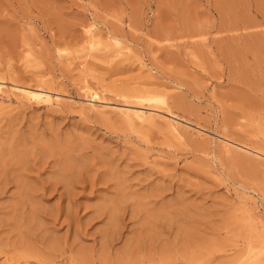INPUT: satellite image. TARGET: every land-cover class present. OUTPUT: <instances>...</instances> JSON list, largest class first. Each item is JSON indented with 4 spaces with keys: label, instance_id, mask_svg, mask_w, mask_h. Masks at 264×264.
<instances>
[{
    "label": "rangeland",
    "instance_id": "rangeland-1",
    "mask_svg": "<svg viewBox=\"0 0 264 264\" xmlns=\"http://www.w3.org/2000/svg\"><path fill=\"white\" fill-rule=\"evenodd\" d=\"M225 135L264 151V0H0V264H264V159Z\"/></svg>",
    "mask_w": 264,
    "mask_h": 264
},
{
    "label": "bare ground",
    "instance_id": "bare-ground-1",
    "mask_svg": "<svg viewBox=\"0 0 264 264\" xmlns=\"http://www.w3.org/2000/svg\"><path fill=\"white\" fill-rule=\"evenodd\" d=\"M85 25H86V24H85ZM89 25H90V24H89ZM89 25H87V26H89ZM85 28H86V29H85V30L83 29V31H84L85 35L87 36L86 38H88L87 40L95 42V43L92 42L93 44H96V42L98 43V41H96V40H98L101 36H100V34L97 35L96 33H94V26L91 25V26H89V27H85ZM110 36H111V35H110ZM110 36H109L110 44L112 43V44H113V47L117 44V46H118L117 48H118V49H121L122 46H120V48H119V45H118L119 42H120V40L117 41L118 39H117L115 36H113V34H112V37H111V38H110ZM103 37H104V36H103ZM100 39H101V38H100ZM107 40H108V39H106V41H107ZM89 41H88V43H90ZM100 41H101V40H100ZM101 42H102V41H101ZM105 43H106V42H105ZM98 44H99V43H98ZM110 44H109V45H110ZM112 44H111V45H112ZM107 45H108V44H107ZM107 45H104V46H107ZM120 45H121V43H120ZM125 45H126V44H125ZM104 46H103V47H104ZM123 46H124V45H123ZM86 48H87V47H86ZM126 48H127V47H126ZM122 49H125V47L122 48ZM122 49H121V50H122ZM96 50H98V49L96 48ZM98 51H99V50H98ZM115 51H116V50H115ZM116 52H119V51H116ZM112 53H113V52H112ZM114 55H115V54H114ZM67 56H68V55H67ZM117 56H118V55H117ZM114 58H115V57H114ZM68 59H69V58H68ZM70 59H71V58H70ZM72 61H73V60H71V62H72ZM84 61H85V59H84ZM69 62H70V61H69ZM80 63H81V62H80ZM82 64H83V63H82ZM142 64H143V63H142ZM77 65H78V64H77ZM139 65H140V64H139ZM67 66H68V65H67ZM74 66H75V65H74ZM78 66H79V65H78ZM80 66H81V65H80ZM143 66H145V65L143 64ZM146 67H147V66H146ZM81 69H83L82 66H81V68H80L79 70L81 71ZM77 72H78V71H77ZM94 78H95V77H94ZM83 82L85 83V81H83ZM86 82H87V81H86ZM2 83H3V82H2ZM87 84H88V82H87ZM87 84H85L86 86H84V85H83V86H84V87H87ZM164 85H165V84H164ZM88 86H90V85H88ZM84 87H83V88H84ZM15 88H16V90L19 91V93H18V91L16 92L17 94H20L19 97L21 96V98H23V100L25 99V101H26V100H27V101H32V102L34 101V102H37V103H38V102H39L38 100H42V101H44V102L46 101V102L49 103V104H50V102L52 101V98H51V96L49 95L48 91H47L46 89H44V88H40V87L37 88V87H36V88L31 89V88H32V87H31L30 89H28L27 87H23V86H19V85H15ZM15 88H14V89H15ZM47 88H48V87H47ZM87 88H89V87H87ZM98 89H99V88H98ZM1 90H2V89H1ZM16 90H15V91H16ZM95 91H96V88H95ZM98 91H99V90H98ZM114 91H115V90H114ZM121 92H122V93H125V92H123V91H121ZM121 92H119V93H121ZM164 92H165V91H164ZM115 93H116V92H115ZM122 93H121V94H122ZM137 93H138V92H137ZM54 94H55V93H54ZM84 94H85V92H84ZM86 94H87V92H86ZM96 94H97V93H96ZM96 94L93 93V94H90V95H89V93H88V95L86 96V97H87L86 99L88 100V98H90L91 101H92V100L94 101V100L96 99V96H97ZM98 94H99V93H98ZM161 94H162V93H161ZM15 95H16V94H15ZM57 95H58V94H57ZM62 95H64V94H62ZM100 95H101V94H100ZM124 95H127V94H124ZM133 95H134V94H133ZM138 95H139V93H138ZM164 95H165V94H164ZM83 96H85V95H83ZM98 96H99V95H98ZM135 96H136V94H135ZM125 97H126V96H125ZM62 98H63V97H62ZM99 98H100V96H99ZM135 98H136V97H135ZM63 99H64V98H63ZM84 99H85V97H84ZM128 99H129V98H128ZM146 99H147V98H146ZM87 100H86V101H87ZM97 100H98V99H97ZM100 100H101V98H100ZM141 100H143V99L141 98ZM144 100H145V98H144ZM67 101H68V100H67ZM69 101H70V100H69ZM95 101H96V100H95ZM127 101H129L130 104H125V103L123 104V102H122L121 105H116V106L114 105V106H115V111L118 113V114H117V113H116V114H117V115H120V116L122 117V118H121V117H120V118L123 119L124 122H125L126 124H128V125H132V124L138 123L139 126H140V125H146V124H148V126H149V125H150V126H154V123H157V121H156V120H157V117H156L157 114L151 112V110H145V108L147 107V105H146V107H145V106H142V105H135V103L132 104L130 100H127ZM44 102H43V103H44ZM54 102H56L57 104H61L62 102L64 103V101H63L60 97H58V96L55 98V101H54ZM72 102L75 103L74 100H71V102H69V103H72ZM115 102H116V101H115ZM117 102H118V101H117ZM120 102H121V101H120ZM37 103H36V104H37ZM67 103H68V102H67ZM97 103H98V102H97ZM97 103H96V104H97ZM127 103H128V102H127ZM84 104H85V103H83L81 106H83ZM94 104H95V103H94ZM94 104H93V103H90V104L88 103L87 107H84L86 110H85L84 108H83V109H84L85 111H91V110L93 111V108H96V106H97L96 104H95V105H94ZM115 104H116V103H115ZM131 104H132V105H131ZM143 104H144V103H143ZM145 104H146V103H145ZM62 105L65 106L66 103H64V104H62ZM67 105H68V104H67ZM79 105H80V104H79ZM104 105L106 106V104H104ZM104 105H103V106H99V108L102 107V110H103V108H104V111H99V112H98L97 109H98V110H101V109H99L98 106H97L96 112L101 113L102 115L105 114V113H107L106 111H109L110 108H109V110H108L107 108H105ZM148 105H150V104H148ZM76 106H77V105H76ZM109 106H110V105H109ZM107 107H108V106H107ZM110 107H111V106H110ZM150 107H151V106H150ZM80 108H81V107H80ZM111 108H112V107H111ZM143 108H144V109H143ZM105 109H107V110L105 111ZM146 109H149V108H146ZM155 109H157V108H155ZM159 109H160V108H159ZM84 110H83V111H84ZM157 110H158V109H157ZM79 111H80V110H79ZM79 111H78V112H79ZM110 111H111V110H110ZM110 111H109V112H110ZM153 111H154V110H153ZM80 112H81V111H80ZM93 112H94V111H93ZM109 112H108V113H109ZM81 113H82V112H81ZM83 113H84V112H83ZM87 113H88V112H87ZM111 113L113 114L114 111L111 112ZM95 114H96V113H95ZM84 115H85V113H84ZM107 115H109V114H107ZM97 116H98V114H97ZM104 116H106V115H104ZM157 116H158V115H157ZM101 117H103V116H101ZM159 118H160V117H159ZM123 120H122V122H123ZM120 121H121V120H120ZM158 121H159V120H158ZM171 121H172V120H168V121H166V122H168V123H165L166 126L169 125L168 127H171L172 131H173V130L177 131V129H176L177 127H175V125H174L173 122H171ZM124 122H123V123H124ZM163 122H164V120H163ZM158 124H159V122H158ZM165 124L162 123V124H159L158 126H161V125H162L161 127L163 128V127L165 126ZM167 124H168V125H167ZM163 125H164V126H163ZM135 126H136V125H135ZM156 127H157V126H156ZM172 127H173V128H172ZM164 129L167 130L168 128L166 127V128H164ZM169 129H170V128H169ZM170 131H171V130H170ZM173 132H174V131H173ZM198 132H199V131H197L196 133H198ZM199 133H200V132H199ZM202 134H203V133H202ZM198 135H199V136H202V135H200V134H198ZM223 136H224V135H223ZM225 136H226V135H225ZM227 137H228V136L224 137V139H226V140H228V141H225V140H222V139H221V140H222V148H221V147H218V148H220V149H222V150H227V149H228V151H225V153H226V152H227V153H228V152H233V153H234V150H235V153H237V150L240 149V151H241V150H242V151H245L246 154H248V156H250L249 154H252L253 156H254V155L257 156L256 158H257V159L259 158V159L261 160V162H262V160L264 159V151L258 150L257 148L255 149V147H254V148L249 147L247 144H244V143H238L239 141H236V140H235V141H236V142H235V141H233L232 138L230 139L229 137H228V138H227ZM217 140L220 141V139H217ZM218 143H219V142H218ZM220 144H221V141H220ZM235 144H236V146H235ZM234 147H236V149H234ZM230 148H232L231 150H233V151H231V150L229 151ZM238 151H239V150H238ZM223 152H224V151H223ZM238 153H239V152H238ZM33 155H34V154H33ZM252 155H251V156H252ZM29 156H30V155H29ZM253 156H252V157H253ZM255 156H254V157H255ZM70 157H71V156H70ZM23 158H24V157H23ZM26 158H28V157L26 156ZM26 158H24V159H26ZM32 158H33V157H32ZM36 158H37V156H36ZM63 158H64V157H63ZM67 158H68V157H67ZM249 158H251V157H249ZM20 159H22V158H19V160H20ZM38 159H39V158H38ZM61 159H62V158H61ZM68 159H69V158H68ZM69 160H70V159H69ZM69 160H68V161H69ZM260 160H259V161H260ZM21 161H22V160H21ZM23 161H24V160H23ZM27 161H29V160L27 159ZM40 161H41V160H40ZM62 161H63V160H62ZM71 161H72V160H71ZM29 162H31V161H29ZM41 162H42V161H41ZM46 162H47V160H46ZM49 162H50V161H49ZM64 162H65V161H64ZM104 162H105V161H104ZM18 163H19V162H18ZM20 163H21V162H20ZM20 163H19V164H20ZM22 163H24V162H22ZM22 163H21V164H22ZM50 163H51V162H50ZM50 163H49V164H50ZM66 163H67V162H66ZM21 164L19 165V167H21ZM27 164H28V162L26 163V166H25V164H23V165L27 168ZM39 164H40V163H39ZM39 164H38V165H39ZM47 164H48V163H47ZM59 164H61V163H59ZM59 164H58V165H59ZM67 164H68V163H67ZM69 164H71V163H69ZM69 164H68V165H69ZM23 165H22V167H23ZM38 165H37V166H38ZM44 165H45V164H44ZM51 165H53V163H52ZM51 165H49V166H51ZM58 165H57V166H58ZM68 165H65V164H64V166H68ZM59 166H63V165H59ZM72 166H74V165H72ZM72 166L70 165L69 168L71 169ZM19 167H17V168H18V169H21V168H22V167H21V168H19ZM28 167H29V165H28ZM34 167H35V165H34ZM40 167H42V166H40ZM53 167H55V165H54ZM90 167H91V165H90ZM90 167H89V168H90ZM17 168H15V169H17ZM30 168H31V167H30ZM43 168H44V166H43ZM74 168H75V167H74ZM74 168H72V169H74ZM80 168H81V167H80ZM82 168H83V167H82ZM41 169H42V168H41ZM66 169H67V168H66ZM66 169H63V168H62L63 173H66V172H64V170L66 171ZM86 169H88V166H87V168H85V171H86ZM90 169H91V168H90ZM11 170H12V169H11ZM22 170H23V168H22ZM27 170H28V168H27ZM38 170H39V169H38ZM55 170H56V169H55ZM76 170H77V169H76ZM76 170H74V172H75ZM78 170H79V168H78ZM78 170H77L75 173H78ZM80 170H81V169H80ZM83 170H84V168H83ZM13 171H14V170H12V172H13ZM19 171H21V170H19ZM28 171H29V170H28ZM59 171H60V168H59ZM88 171H89V170H88ZM96 171H97V169H96ZM110 171H113V170H111V168H110ZM110 171H109V172H110ZM15 172L18 173V170H15ZM24 172H25V170H24ZM69 172H71V170H70ZM72 172H73V171H72ZM72 172H71V173H72ZM89 172H90V171H89ZM17 173H16V174H17ZM22 173H23V172H22ZM29 173H30V171H29ZM58 173H59V172H58ZM61 173H62V172H61ZM80 173L82 174V172H80ZM84 173H85V172H84ZM99 173H100V172H99ZM115 173H116V172H115ZM2 174H3V173H2ZM19 174H20V173H19ZM25 174H26V173H25ZM39 174H40V173H39ZM72 174H73V173H72ZM86 174H87V173H86ZM88 174H90V173H88ZM101 174H102V173H101ZM103 174H104V172H103ZM4 175H6V174H4ZM9 175H11V174H9ZM13 175H14V178L17 179V178L15 177V173H14ZM23 175H24V174H23ZM26 175H27V174H26ZM56 175H57V177H59V176H64V177L67 176V174H66V175H60V174H59V176H58L57 173H56ZM68 175H69V174H68ZM70 175H71V174H70ZM75 175H76V174H75ZM79 175H80V174H79ZM99 175H100V174H99ZM105 175H106V174H105ZM19 176H21V175H19ZM80 176H81V175H80ZM80 176H79V177H80ZM95 176H96V175H95ZM101 176H102V175H101ZM106 176L108 177L109 174L106 175ZM106 176H105L104 178H106ZM25 177H27V176H25ZM25 177H24V179L21 180V181L23 182V184H24V181H23V180H25ZM64 177H62V178H64ZM70 177H72V176H70ZM70 177H69V179H70ZM75 177H78V176H75ZM83 177H84V176H83ZM83 177H81L82 180L84 179ZM89 177H90V176H89ZM102 177H103V176H102ZM111 177H114V176L111 175L110 178H111ZM116 177H117V176H116ZM7 178H8V177H7ZM14 178L12 177V179H14ZM104 178H103V179H104ZM117 178H118V177H117ZM3 179H4V178H3ZM5 179H6V178H5ZM19 179H21V178L19 177L18 180H19ZM37 179H38V178H37ZM65 179H66V178H65ZM69 179L67 180L68 182L71 181V179H70V180H69ZM79 179H80V178H79ZM79 179H78V180H79ZM85 179H86V178H85ZM111 179H112V178H111ZM113 179H114V178H113ZM10 180H11V179H10ZM10 180H9V181H10ZM59 180H61V178H60ZM72 180H73V179H72ZM88 180H89V179H88ZM114 180H116V179H114ZM118 180H122V178H118ZM9 181H8V182H9ZM13 181H14V180H13ZM15 181H16V180H15ZM54 181H56V180H53V182H54ZM57 181H58V180H57ZM91 181H92V179H91ZM100 181H101V180H100ZM2 182H3V184H4V181H2ZM6 182H7V181H5V183H6ZM16 182H18V181H16ZM58 182H60V181H58ZM77 182H78V181H77ZM81 182H82V181H81ZM89 182H90V180H89ZM98 182H99V181H98ZM109 182H110V181H109ZM118 182H119V181H118ZM120 182H121V181H120ZM9 183H10V182H9ZM19 183H20V182H19ZM51 183H52V182H51ZM72 183H73V182H72ZM72 183H70V184H72ZM102 183H103V182H102ZM21 184H22V183H21ZM21 184H20V186H21ZM61 184H64L63 186H65V185H68L69 183L67 184L66 182H64V183L62 182ZM61 184H60V185H61ZM73 184H74V183H73ZM95 184H96V183H95ZM114 184H115V183H114ZM120 184H122V183H120ZM18 185H19V184H18ZM45 185H46V184H45ZM55 185H58V184H55ZM104 185H105V184H104ZM122 185H123V184H122ZM122 185H121L120 187H122ZM28 186H29V184H28ZM36 186H37V185H35L34 187H36ZM39 186H40V185H39ZM63 186H60V187H63ZM72 186H73V185H71V188H72ZM110 186H111V185H110ZM115 186H116V184H115ZM124 186H125V185H124ZM124 186H123V187H124ZM18 187H19V186H18ZM26 187H27V186H26ZM41 187L44 188L43 186H41ZM46 187H47V186H46ZM46 187H45V188H46ZM48 187H49V186H48ZM68 187H70V186L68 185ZM73 187H74V186H73ZM107 187H108V186H107ZM118 187H119V183H118ZM20 188H21V187H20ZM29 188H30V186H29ZM32 188H33V187H32ZM125 188H126V187H125ZM23 189H24V188H23ZM49 189H50V188H49ZM55 189H56V186H55ZM62 189H63V188H62ZM68 189H69V188H68ZM113 189H114V188H113ZM120 189L122 190V188H120ZM19 190H20L19 193H21V189H19ZM24 190H25V189H24ZM26 190H27V189H26ZM38 190H40V189H38ZM38 190L36 191V193L38 192ZM47 190H48V189H47ZM47 190H46V191H47ZM64 190H65V189H64ZM121 190H120V193L124 191V189H123V191H121ZM43 191H44V189H43ZM30 192H31V190H30ZM34 192H35V191H34ZM60 192H61V191H60ZM60 192H59V193H60ZM68 192H69V191H68ZM118 192H119V191H118ZM19 193H18V196L20 195ZM23 193H24V191H23ZM28 193H29V192H28ZM32 193H33V192H32ZM125 193H126V192H125ZM125 193H124V194H125ZM62 194H65L64 191L62 192ZM62 194H60V195L63 196ZM67 194H68V193H67ZM124 194H123V195H124ZM27 195H28V194H27ZM123 195H121V196H123ZM21 196H23V195H21ZM28 196H29V195H28ZM28 196H27V197H28ZM64 196H65V195H64ZM24 197H25V196H24ZM27 197H26V198H27ZM65 197H66V196H65ZM67 197H68V196H67ZM123 198H124V197H123ZM19 199H20V198H19ZM119 199H120V198H119ZM242 199H243V198H242ZM117 200H118V199H116V201H117ZM121 200H122V199H121ZM22 201H23V200H22ZM59 201H60V200H59ZM110 201H112V200H109V202H110ZM116 201H113V202H116ZM122 201H123V200H122ZM19 202L21 203V201H19ZM19 202H18V203H19ZM103 203H104V202H103ZM106 203H107V202H106ZM116 203H117L116 206H118L119 203L123 204L124 202H120V201H119V203H118V201H117ZM116 203H115V204H116ZM143 205H144V204H143ZM100 206H101V205H100ZM100 206H99V207H100ZM104 206H105V205H104ZM116 206H115V207H116ZM120 206H121V205H120ZM21 207H22V206H21ZM56 207H57V209L59 208L58 206H56ZM110 207H111V206H110ZM96 208H98V207H96ZM106 208H107V207H106ZM106 208H105V209H106ZM112 208H114V207L112 206ZM122 208H123V207H122ZM145 208H146V207H145ZM100 209L103 210L102 207H101ZM100 209H99L98 211H101ZM114 209H115V208H114ZM114 209H113V210H114ZM120 209H121V208H120ZM143 209H144V208H143ZM55 210H56V209H55ZM66 210H67V209H66ZM117 210H118V209H117ZM117 210L115 209L116 214H117ZM144 210H145V209H144ZM53 211H54V210H53ZM59 211H61V210H59ZM59 211H58V212H59ZM70 211H71V210H70ZM107 211H108V210H107ZM136 211H137V210H136ZM35 212H36V211H35ZM54 212H55V211H54ZM108 212H109V211H108ZM108 212H106V214H108ZM118 212H119V210H118ZM138 212H139V211H138ZM56 213H57V211L55 212V214H56ZM65 213H66V212H65ZM140 213H142L141 210H140ZM57 214H58V213H57ZM57 214H56V216L54 215L56 218H57V216H58ZM94 214H95V213H94ZM96 214H97V213H96ZM138 214H139V213H138ZM59 215H61V214H59ZM72 215H73V214H72ZM98 215H99V214H98ZM114 215H115V214H114ZM30 216H31V215H30ZM94 216H95V215H94ZM108 216H109V218L113 217V213L110 211V213H109ZM52 217H53V216H52ZM66 217H67V216H66ZM68 217H69V216H68ZM95 217H97V216H95ZM56 218H54V219L56 220ZM70 218H71V217H70ZM70 218H69V219H70ZM100 218H101V217H100ZM109 218L106 217V219H109ZM113 218L116 219L115 217H113ZM65 219H66V218H65ZM67 219H68V218H67ZM73 219H74V218H73ZM102 219H103V218H102ZM148 220H149V219H148ZM67 221H68V220H67ZM69 221H70V220H69ZM73 221H74V220H73ZM113 221H114V220H113ZM113 221H112V222H113ZM53 222H54V221H53ZM65 222H66V221H65ZM148 222H149V221H148ZM155 222H157V220H156ZM150 223H151V222H150ZM111 226H113V223H111ZM253 226H255V225H253ZM73 227H74V226H73ZM76 227H77V226H76ZM75 229H76V228H75ZM254 229H255V228H254ZM111 231H112V230H111ZM109 233H111V232L109 231ZM112 233H113V231H112ZM112 233H111V235H110V237H109V238H111V239H112V237H113V235H114V234H112ZM154 233H155V232H154ZM106 234H107V233H106ZM105 236H106V235H105ZM113 238H114V237H113ZM49 239H50V238H49ZM50 240H51V239H50ZM105 240H106V239H105ZM40 241H41V240H40ZM40 241H39V242H40ZM53 241H54V240H53ZM107 241H108V240H107ZM39 242H38V243H39ZM104 242H106V241H103V243H104ZM46 243H48V242H45V241H44L42 244L45 245ZM49 243H50V245H51L52 242H49ZM107 243H108V242H107ZM52 244H53V243H52ZM108 244H109V243H108ZM46 245H47V244H46ZM46 245H45V246H46ZM50 245L48 244V248L51 247ZM107 246H109V245H107ZM45 248H47V247H45ZM64 248H65V247H64ZM64 248H63V250H64ZM104 248H105V247H104ZM50 249H52V248H50ZM28 252H29V251H28ZM28 252H27V253H28ZM27 253H26V254H27ZM30 253H31V252H30ZM32 254L38 256L37 254H34V253H32ZM33 255H32V256H33Z\"/></svg>",
    "mask_w": 264,
    "mask_h": 264
}]
</instances>
